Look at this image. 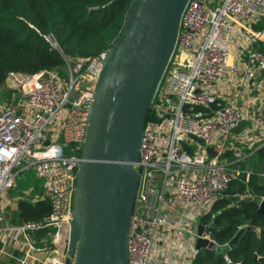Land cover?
<instances>
[{"label":"built area","instance_id":"1","mask_svg":"<svg viewBox=\"0 0 264 264\" xmlns=\"http://www.w3.org/2000/svg\"><path fill=\"white\" fill-rule=\"evenodd\" d=\"M263 19L264 0L186 5L142 134L128 264H192L199 236L221 245L210 232L199 235L198 225L232 181L245 173L249 182L252 171L239 163L264 150ZM44 37L61 51L57 39ZM108 50L65 56L67 77L52 69L9 72L10 102L0 105V198L32 169L51 210L38 221L0 223V264L66 263L76 174Z\"/></svg>","mask_w":264,"mask_h":264},{"label":"water","instance_id":"2","mask_svg":"<svg viewBox=\"0 0 264 264\" xmlns=\"http://www.w3.org/2000/svg\"><path fill=\"white\" fill-rule=\"evenodd\" d=\"M190 0H133L96 81L94 102L77 169L67 255L73 264H128V237L139 184L136 164L150 104L173 55ZM49 141H47V144ZM235 202L240 195H224ZM259 211L264 212V200ZM214 223H199L210 232ZM256 230L260 236V229ZM227 245L199 236L197 248Z\"/></svg>","mask_w":264,"mask_h":264},{"label":"trees","instance_id":"3","mask_svg":"<svg viewBox=\"0 0 264 264\" xmlns=\"http://www.w3.org/2000/svg\"><path fill=\"white\" fill-rule=\"evenodd\" d=\"M133 0H0V89L5 87L9 72L33 74L39 70H56L67 77L65 56L93 57L110 48L121 32L125 17ZM264 27L263 22L257 28ZM45 35L58 40L61 51L53 49ZM264 51V47H262ZM8 96L10 98L11 91ZM151 116L149 109L148 118ZM264 156V150L254 157ZM244 170L245 163L241 166ZM27 179L16 177L8 191L16 196L17 209L11 221L18 223L41 220L50 214L51 206L44 198L43 183H39L34 170ZM22 173V171L20 172ZM35 176L36 181H34ZM263 179V180H261ZM224 195H240L235 202ZM264 200V178L252 171L249 182L245 173L231 182L223 195L213 204L200 223H214L210 236L221 245L241 229H245L238 244L225 252L209 249L199 251L192 264H264V212L259 211ZM253 226L260 229H248ZM53 228L39 232L47 237ZM66 259L65 264H73ZM14 262V260H13ZM11 261V263H13Z\"/></svg>","mask_w":264,"mask_h":264},{"label":"rangeland","instance_id":"4","mask_svg":"<svg viewBox=\"0 0 264 264\" xmlns=\"http://www.w3.org/2000/svg\"><path fill=\"white\" fill-rule=\"evenodd\" d=\"M9 91L10 90H8L7 87L0 89V105H2L3 103L10 102V99L8 96ZM242 163H245L246 170L253 171L254 173L256 172L259 177L264 178L263 176L259 175L260 173H264V156L262 157H257V155L256 157L251 156L247 160L240 162L239 163L240 166H242ZM29 172H32V171L30 169H24L22 173H19L17 176L18 178L22 177V178L27 179ZM33 179L34 181H36L35 176H33ZM38 181L39 183H43L42 180H38ZM11 194L12 193H10L7 190L2 194V197L0 198V223L1 224L2 223L12 224L11 218H12L13 212L16 211L17 209V200H16V196L12 198ZM68 258L69 257H67V260ZM69 261L73 262V259L70 258Z\"/></svg>","mask_w":264,"mask_h":264},{"label":"crops","instance_id":"5","mask_svg":"<svg viewBox=\"0 0 264 264\" xmlns=\"http://www.w3.org/2000/svg\"><path fill=\"white\" fill-rule=\"evenodd\" d=\"M40 257V256H39ZM14 264V263H13Z\"/></svg>","mask_w":264,"mask_h":264}]
</instances>
